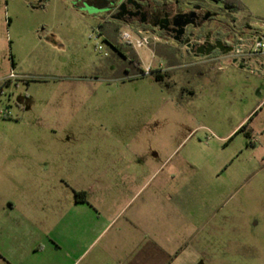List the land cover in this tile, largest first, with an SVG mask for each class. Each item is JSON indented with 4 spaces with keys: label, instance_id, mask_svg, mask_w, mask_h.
<instances>
[{
    "label": "rangeland",
    "instance_id": "rangeland-1",
    "mask_svg": "<svg viewBox=\"0 0 264 264\" xmlns=\"http://www.w3.org/2000/svg\"><path fill=\"white\" fill-rule=\"evenodd\" d=\"M83 1L0 0V163L7 151L17 157L10 165L40 170L32 148L130 147L135 166L165 164L161 176L175 172L181 186L194 177L197 254L180 264H264V68L256 57L241 68L153 43L125 45L141 61L126 73L107 39L119 47L124 30L137 31H106L104 15ZM227 1L264 37V0ZM148 66L154 73L143 75ZM75 84L86 86L80 95ZM8 166L0 165V206L29 191L43 197L46 188L28 191Z\"/></svg>",
    "mask_w": 264,
    "mask_h": 264
},
{
    "label": "crops",
    "instance_id": "crops-1",
    "mask_svg": "<svg viewBox=\"0 0 264 264\" xmlns=\"http://www.w3.org/2000/svg\"><path fill=\"white\" fill-rule=\"evenodd\" d=\"M257 38L264 40L261 33ZM256 58L264 68V54ZM74 86L77 95L86 87ZM80 134L68 131L72 139ZM30 150L41 157L40 170L37 163L24 169L10 165L17 157L7 151L0 163L9 165L12 179L28 191L46 188L43 197L29 191L0 206V264H180L197 254L194 177L181 186L175 172L161 176L165 164L135 166L130 147ZM24 171L25 179L20 177ZM78 192L87 193L85 202L78 201ZM45 213L47 225H39Z\"/></svg>",
    "mask_w": 264,
    "mask_h": 264
},
{
    "label": "flooded vegetation",
    "instance_id": "flooded-vegetation-1",
    "mask_svg": "<svg viewBox=\"0 0 264 264\" xmlns=\"http://www.w3.org/2000/svg\"><path fill=\"white\" fill-rule=\"evenodd\" d=\"M89 11L103 14L104 28L119 24L142 31L152 38L150 45L159 44L162 52L183 58L184 54L201 62L229 59L235 65L252 61V56L236 52L240 42L252 43L260 33L243 23L227 0H84ZM248 38V40H246ZM119 47L110 43L125 61L124 72L134 70V51L119 39ZM228 47L234 50L227 53ZM237 60V63L234 61ZM161 72V71H160ZM158 72V73H160ZM160 75V74H157ZM163 79L162 75H160Z\"/></svg>",
    "mask_w": 264,
    "mask_h": 264
},
{
    "label": "built area",
    "instance_id": "built-area-1",
    "mask_svg": "<svg viewBox=\"0 0 264 264\" xmlns=\"http://www.w3.org/2000/svg\"><path fill=\"white\" fill-rule=\"evenodd\" d=\"M122 39L124 42L133 47L136 51L140 49H145L150 46L152 38L142 31H137L136 33L131 30H124L122 32ZM103 46H99V50H103ZM237 54L241 56H252L258 57L264 54V40L261 38L255 39L252 43L240 42L235 47ZM161 70L162 64L159 66ZM143 75H151L154 73L152 66L145 67ZM12 77H15V74H11Z\"/></svg>",
    "mask_w": 264,
    "mask_h": 264
},
{
    "label": "trees",
    "instance_id": "trees-1",
    "mask_svg": "<svg viewBox=\"0 0 264 264\" xmlns=\"http://www.w3.org/2000/svg\"><path fill=\"white\" fill-rule=\"evenodd\" d=\"M237 6H235V4H233V10L234 12H236L237 10ZM134 65L136 66L135 70H141V61L139 60V58L137 56H134ZM156 78L158 80H161L160 75H156ZM245 130V126H243L240 131ZM76 197L78 199V201L81 202H85L87 200V193L86 192H78L76 193Z\"/></svg>",
    "mask_w": 264,
    "mask_h": 264
},
{
    "label": "water",
    "instance_id": "water-1",
    "mask_svg": "<svg viewBox=\"0 0 264 264\" xmlns=\"http://www.w3.org/2000/svg\"><path fill=\"white\" fill-rule=\"evenodd\" d=\"M233 50H234L233 47H228L227 50H226V52H227V53H230V52H232ZM234 63H237V60H235ZM242 68H243V67H242Z\"/></svg>",
    "mask_w": 264,
    "mask_h": 264
}]
</instances>
